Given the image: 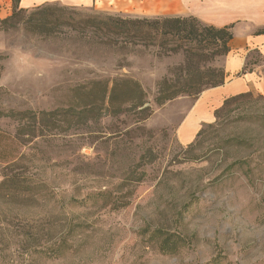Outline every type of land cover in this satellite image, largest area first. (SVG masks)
<instances>
[{
	"label": "rangeland",
	"instance_id": "rangeland-1",
	"mask_svg": "<svg viewBox=\"0 0 264 264\" xmlns=\"http://www.w3.org/2000/svg\"><path fill=\"white\" fill-rule=\"evenodd\" d=\"M47 4L157 13L137 0ZM11 8L0 13V112L57 113L38 124L28 115L0 119V264H264V88L183 145L177 125L197 98L156 103L158 84L176 81L183 55L40 34L28 14L4 25ZM215 50L198 58L193 45L194 76L224 70ZM247 69L264 85L259 54ZM116 79L141 85L147 117L121 98L122 109L107 112L99 96ZM164 245L177 249L164 253Z\"/></svg>",
	"mask_w": 264,
	"mask_h": 264
},
{
	"label": "trees",
	"instance_id": "trees-1",
	"mask_svg": "<svg viewBox=\"0 0 264 264\" xmlns=\"http://www.w3.org/2000/svg\"><path fill=\"white\" fill-rule=\"evenodd\" d=\"M30 15L29 24L33 30L40 34L56 35L57 33L77 34L86 39L89 43L106 46L126 48L129 44L144 45L147 47L159 48L160 55H183L184 65L179 68L176 81L172 76L166 77L158 84L156 103L163 105L180 96L188 95L198 98L203 91L225 84L226 74L224 70L218 71L210 68L209 78L198 70L193 75L190 65L193 63V45H196V56L205 57L204 51L209 46H214L213 55L226 56L230 49L229 43L233 39L232 26L216 28L208 26L193 16L189 17H124L92 10L91 12L80 11L75 8H68L57 4H47L35 7L31 10L20 8V0H13V14L10 18L2 21L4 25L21 23L26 15ZM248 66V65H247ZM252 71L244 69L243 73ZM174 75V74H173ZM174 77V76H173ZM126 89H121V87ZM249 93L230 97L225 100L223 106L216 111L215 124H206L207 128L216 126L218 121L226 113L231 104L237 99L245 97ZM145 92L141 85L133 80L116 79L111 88L105 84L102 94L99 96L107 112L118 105L122 109L118 99L133 101L135 108H142L146 105ZM127 97V98H122ZM82 111V110H81ZM85 111V110H84ZM150 111L149 106L141 109L147 117ZM86 112V111H85ZM88 112V110H87ZM57 112H0L1 118H10L17 121H24V116L38 124L44 117L54 116ZM205 132L202 129L197 138ZM191 143L190 145H193ZM5 184V183H4ZM177 248H168L164 245V253H174Z\"/></svg>",
	"mask_w": 264,
	"mask_h": 264
},
{
	"label": "crops",
	"instance_id": "crops-1",
	"mask_svg": "<svg viewBox=\"0 0 264 264\" xmlns=\"http://www.w3.org/2000/svg\"><path fill=\"white\" fill-rule=\"evenodd\" d=\"M58 1L64 0H20V7L29 9ZM67 1L85 7H97L99 2V0ZM113 1L118 2V0H110ZM137 1L145 5L146 10L155 4L157 13L154 17L193 16L208 26L216 28L232 26L233 39L229 43L230 51L224 59L225 84L206 89L187 109H184V115L176 130L181 144L193 143L205 124L214 123L216 111L223 106L226 99L264 88L257 69L243 73L251 53L259 54L264 62V0ZM12 6L13 0H0V13L9 14Z\"/></svg>",
	"mask_w": 264,
	"mask_h": 264
}]
</instances>
